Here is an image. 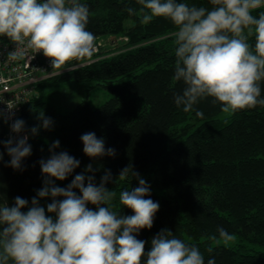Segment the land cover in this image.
<instances>
[{
	"label": "trees",
	"instance_id": "trees-1",
	"mask_svg": "<svg viewBox=\"0 0 264 264\" xmlns=\"http://www.w3.org/2000/svg\"><path fill=\"white\" fill-rule=\"evenodd\" d=\"M85 2L90 7L88 30L95 34L96 43L111 34L127 35L125 45L131 47L36 83L21 119L30 129L40 123L37 116L43 111L54 120V127L29 140L33 154L24 161L26 170L15 171L0 163V197L9 205L17 196L31 201L42 187L38 161L50 156L49 147L58 139L57 152L67 151L81 161L73 176L57 181L58 186L65 187L89 163L99 168L97 182L105 170H111L117 181L107 187L117 193L138 184L135 179H118L130 163L151 185V198L159 202L160 209L152 229H144L138 236L147 242L146 252L151 239L169 229L200 247L206 260L214 257L217 264H264V107L220 118L216 115L222 111L221 104L208 97L197 105L204 112L203 119L194 112H183L173 101L174 93L185 87L173 78L177 27L164 18L142 24L136 0ZM187 2L212 7L209 0ZM128 8L136 9L135 15H130ZM0 40L10 41L7 37ZM250 40L254 43V37ZM58 82L100 84L110 91V97L99 105L84 99L74 108L62 110L45 98L48 84ZM86 132L104 137L106 147L116 149V157H87L80 140ZM5 134L6 124L0 120V141L7 140ZM0 151H5L2 143ZM4 159L10 160L6 152ZM122 212L132 214L126 208ZM218 226L232 234L233 244L211 239Z\"/></svg>",
	"mask_w": 264,
	"mask_h": 264
},
{
	"label": "clouds",
	"instance_id": "clouds-1",
	"mask_svg": "<svg viewBox=\"0 0 264 264\" xmlns=\"http://www.w3.org/2000/svg\"><path fill=\"white\" fill-rule=\"evenodd\" d=\"M136 3L142 24L164 18L178 29L173 34V78L185 87L174 93L173 101L183 112L203 119L197 105L208 97L219 102L224 112L264 107V11L257 12L264 9V0H209L211 8L187 0ZM127 11L136 13L134 8ZM89 18L85 0H0V37L15 42L7 61L25 59L26 48L42 52L57 68L93 57L97 46L95 34L88 30ZM13 117L0 111V119L11 121L12 133L0 141L5 149L0 151V163L23 171L24 161L33 154L29 140L41 130H51L55 122L41 111L40 123L29 129L23 119ZM80 140L83 153L92 160L117 155L95 132L82 134ZM59 148L57 139L49 147L50 156L38 161L42 187L31 201L17 196L9 205L0 197V264H217L214 257L206 260L200 247L169 229L156 234L146 252L147 242L138 236L152 229L160 209L146 179L130 163L118 179H135L138 184L117 193L107 187L117 181L111 170H105L97 182L99 168L89 163L65 187L58 186L57 181L72 177L81 166L67 151L57 152ZM5 152L10 157L7 162ZM125 208L132 214H124ZM232 238L223 226L211 237L225 243Z\"/></svg>",
	"mask_w": 264,
	"mask_h": 264
},
{
	"label": "built area",
	"instance_id": "built-area-1",
	"mask_svg": "<svg viewBox=\"0 0 264 264\" xmlns=\"http://www.w3.org/2000/svg\"><path fill=\"white\" fill-rule=\"evenodd\" d=\"M14 47L15 42L0 40V111L21 119L22 108L32 97L36 83L50 76L55 66L42 52L27 48L25 59L9 62L6 54ZM10 123H5L6 139L12 135Z\"/></svg>",
	"mask_w": 264,
	"mask_h": 264
},
{
	"label": "rangeland",
	"instance_id": "rangeland-1",
	"mask_svg": "<svg viewBox=\"0 0 264 264\" xmlns=\"http://www.w3.org/2000/svg\"><path fill=\"white\" fill-rule=\"evenodd\" d=\"M129 37L127 35L111 34L105 37H101L97 43V51L93 57L82 61L75 65H69L64 67H54L51 71V75H56L60 72L69 70V68L77 67L82 64H87L91 59H99L106 57L107 55L115 54L123 49L130 48L131 46L125 45ZM103 50L102 55H97L99 51ZM89 60V61H88ZM92 61V60H91ZM84 62V63H83ZM61 68V69H60ZM110 97V91L103 85L96 83H49L45 92V98L51 101L56 107L62 110H70L74 108L80 101L88 99L93 105H99ZM231 114V111L224 112L220 111L216 117H224ZM194 121L191 120V126ZM233 237V236H232ZM235 238L225 243L223 240H219L222 244H233Z\"/></svg>",
	"mask_w": 264,
	"mask_h": 264
}]
</instances>
